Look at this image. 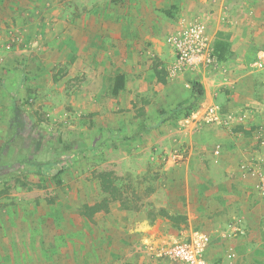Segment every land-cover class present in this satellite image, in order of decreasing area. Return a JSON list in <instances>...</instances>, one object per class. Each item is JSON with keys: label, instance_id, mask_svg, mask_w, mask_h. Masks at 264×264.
Here are the masks:
<instances>
[{"label": "rangeland", "instance_id": "rangeland-1", "mask_svg": "<svg viewBox=\"0 0 264 264\" xmlns=\"http://www.w3.org/2000/svg\"><path fill=\"white\" fill-rule=\"evenodd\" d=\"M158 1L0 0V264H264V0Z\"/></svg>", "mask_w": 264, "mask_h": 264}, {"label": "built area", "instance_id": "built-area-1", "mask_svg": "<svg viewBox=\"0 0 264 264\" xmlns=\"http://www.w3.org/2000/svg\"><path fill=\"white\" fill-rule=\"evenodd\" d=\"M172 39L176 51L175 64L180 70L182 68L189 70L207 68L212 59H215L211 45L205 36L204 28L200 25H184L173 34ZM258 57L255 67L262 68L264 66V53H260ZM260 188L264 197V179H262ZM209 243L208 235L194 234L190 237L189 242L175 246L168 251V254L172 259L182 264H205L203 254Z\"/></svg>", "mask_w": 264, "mask_h": 264}, {"label": "trees", "instance_id": "trees-1", "mask_svg": "<svg viewBox=\"0 0 264 264\" xmlns=\"http://www.w3.org/2000/svg\"><path fill=\"white\" fill-rule=\"evenodd\" d=\"M231 53V44L225 40H216L213 43V55L219 63H224L228 60V57ZM126 84V76L124 74H119L114 78V84L111 88V92L113 96H118L121 91L125 89ZM194 90L198 97L203 95V89L200 84H194ZM41 167H45L47 170L53 172L54 169L51 168L50 164H41ZM62 173L60 169L55 173V178L57 179V183L61 182L59 178Z\"/></svg>", "mask_w": 264, "mask_h": 264}, {"label": "crops", "instance_id": "crops-1", "mask_svg": "<svg viewBox=\"0 0 264 264\" xmlns=\"http://www.w3.org/2000/svg\"><path fill=\"white\" fill-rule=\"evenodd\" d=\"M157 3H160V1L157 0ZM191 4H193V1L191 2ZM225 41H227V40H225ZM232 46H233L234 50L236 51V50H237V49H236V45H233V44H232ZM260 53H264V52H260ZM260 53H259V54H260ZM242 90H243V89L240 88L238 91H239V92H242Z\"/></svg>", "mask_w": 264, "mask_h": 264}]
</instances>
